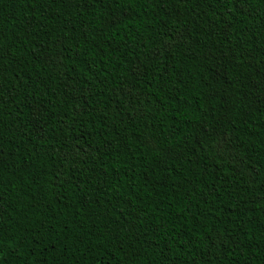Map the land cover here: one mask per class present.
Wrapping results in <instances>:
<instances>
[{
  "label": "trees",
  "instance_id": "1",
  "mask_svg": "<svg viewBox=\"0 0 264 264\" xmlns=\"http://www.w3.org/2000/svg\"><path fill=\"white\" fill-rule=\"evenodd\" d=\"M0 264H264V0H0Z\"/></svg>",
  "mask_w": 264,
  "mask_h": 264
}]
</instances>
